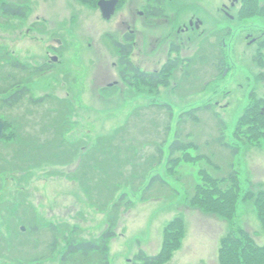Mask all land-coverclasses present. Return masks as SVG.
<instances>
[{"label": "rangeland", "instance_id": "374dc122", "mask_svg": "<svg viewBox=\"0 0 264 264\" xmlns=\"http://www.w3.org/2000/svg\"><path fill=\"white\" fill-rule=\"evenodd\" d=\"M13 2L25 4V17L4 12L5 4ZM209 10L211 32L220 20ZM121 17L118 13L113 21L105 20L86 0H0V91L16 82L29 87L23 102L0 109L6 121L2 140L16 128L7 127V121L19 122V136L30 146L7 140L0 144V154L13 160L20 148L37 159L35 166L10 171L0 181V264H62L71 240L101 238L117 203L109 264H134L141 251L158 255L165 230L180 216L181 239L160 264H221V242L239 227L264 244L257 205L264 191V138L259 130L250 132L246 119L241 123L248 95L264 94V62L252 49L226 55L224 65L218 47L193 55L196 45L179 53L176 69L163 71L162 85L141 82L132 70L128 83L122 78L123 64L115 65L118 50L112 46L123 38ZM32 26L36 32L28 30ZM240 26L243 33L262 30L264 18ZM217 35L212 33V39ZM15 61L20 64L14 66ZM169 63L137 67L159 69ZM38 67L46 70L33 75L30 70ZM31 95L54 98L36 105ZM193 109H198L195 120L184 116ZM177 130L197 147L178 152L182 159L170 167L169 145ZM165 139L163 162L149 158L153 168L145 166L140 175L156 144ZM235 171L240 192L232 220L196 202L207 194L211 203L230 198L235 193L227 192L232 184L227 177ZM157 174L170 185L157 182L146 190ZM114 188L106 208L91 202L98 195L108 198ZM53 225L62 235L57 245ZM99 262L100 256L92 255L75 264Z\"/></svg>", "mask_w": 264, "mask_h": 264}, {"label": "flooded vegetation", "instance_id": "af4514ba", "mask_svg": "<svg viewBox=\"0 0 264 264\" xmlns=\"http://www.w3.org/2000/svg\"><path fill=\"white\" fill-rule=\"evenodd\" d=\"M93 4L96 11L103 19L113 21L118 13L122 15V41L112 43L118 50L117 64L132 63L151 64L152 62H176L180 58V52L186 48L194 49L193 55L201 53L205 48L206 53L212 46L218 47L219 54L223 57L225 65L226 55H240L255 49L259 60L264 62V29L242 32L241 23L245 21L250 26L255 17L264 18V0H86ZM115 1V12L111 18L103 14L100 2ZM211 2L215 5L213 9ZM26 8L25 4L13 2L5 6ZM4 6V7H5ZM209 9L217 12V27L210 32V21L206 16ZM19 16L18 17H25ZM141 24V26L139 25ZM159 30L154 31V28ZM36 32L35 26L28 29ZM28 31V32H29ZM212 33H218L212 39ZM109 35V34H107ZM108 41L112 42L109 35ZM142 36V38H141ZM98 45V44H97ZM52 50L57 51L52 48ZM255 55V57H256ZM138 59V60H137ZM163 66L159 69L140 67L142 72L150 75L152 72L159 75L163 72ZM176 69V68H175ZM227 71V70H226ZM260 79H264L261 76ZM264 82V80H262ZM151 83V82H149ZM249 105L245 107L241 123L246 119L250 129L257 127L264 138V94L258 95L254 91L248 95ZM256 103L253 105L252 103ZM258 111V121L253 110ZM255 119V120H254ZM250 138V137H249Z\"/></svg>", "mask_w": 264, "mask_h": 264}, {"label": "trees", "instance_id": "16d2710c", "mask_svg": "<svg viewBox=\"0 0 264 264\" xmlns=\"http://www.w3.org/2000/svg\"><path fill=\"white\" fill-rule=\"evenodd\" d=\"M6 5V4H5ZM4 12L6 14L9 15H19V16H24L26 9H21L18 7H11V6H5L4 8ZM12 64V63H10ZM20 64L19 62L15 61L14 62V66ZM177 65V62H170L165 68V70L163 69V71H167V69H171L174 70ZM124 68L122 71V78L124 79V81L129 83L130 78L128 79V73L129 70H132L135 76V78H137L139 81L141 82H152L155 85H159V84H163L164 80L162 78L161 75L157 74V73H152L150 75H146L144 74L141 70L137 69L132 63H128V65L123 64L122 65ZM26 66H24L25 68ZM46 69L38 67L35 69H32L30 71L35 72L33 73V75H40L43 74V72ZM170 70V71H171ZM163 73V72H162ZM151 83V84H152ZM12 87L2 90L0 91V94L2 95V97H0V109H2L3 111L9 108H13L16 107L17 105H19L21 102H23L27 96H28V92H29V87H25L23 86L22 82H16V84L11 85ZM31 101L33 103H35L36 105H40V103H43L46 99H51L54 98L52 95L51 96H46V97H42V98H35L34 96H30ZM56 99V98H55ZM57 100V99H56ZM60 101V100H59ZM212 106H206L204 109L205 110H209L211 109ZM199 109V108H198ZM196 109V110H198ZM196 110H189L187 111V113L184 116L190 115L192 116V118L195 120L196 119ZM257 109L253 110L254 112ZM257 114V113H256ZM1 115V114H0ZM173 118V113L170 112V117L169 119ZM256 120L258 121V115L255 116ZM255 120V119H254ZM14 125H16L15 131L13 133H10L9 135H7L5 137V140H0V144H4V146L7 143V140L9 143L11 144H16V145H20V146H24L26 145L27 148H30L27 140H23L20 136H19V126L21 125L19 122L18 123H13L10 121H7V127H13ZM169 125L167 127V132H170L171 124H167ZM224 129V127L222 128ZM252 134H259L260 132H258L257 127L250 129ZM180 130H177V135L175 140L169 145V151H170V155H169V166L172 167L174 165H177L178 162L182 159L181 156L177 157V153L178 152H182V151H188L190 148H196L197 146L192 143L191 141L187 142L180 134ZM223 134V133H222ZM112 138V137H110ZM224 138V135L221 137L220 142L221 144L224 142H222V139ZM114 139V138H113ZM61 140H65L64 137V131L62 132V139ZM54 144H55V140ZM110 141H112L110 139ZM65 142V141H64ZM167 143V139L163 140V142H158L157 145V151L155 153H153L152 156H148V161H145L144 166H142V172L140 175L144 174L145 169H152L153 167L150 165V162L152 159L153 161L156 160V162L159 164H161L163 162V157H164V149H165V145ZM60 146H63V143L60 142ZM79 150V147H78ZM74 155H76L78 153V151L76 150V145H75V149L73 150ZM18 152L16 157L11 160L9 157L1 155L0 154V181L2 182L3 180H5L4 174H8L10 171L14 172V171H22L24 169L27 168H31L33 166H35V164L37 163V159L34 156H26V152L24 150H20V148H18V150L16 151ZM120 154V152H119ZM14 156V155H13ZM150 158V159H149ZM83 161V159H82ZM149 162V163H148ZM136 169H137V163H135ZM145 166H147L146 168H144ZM236 172V171H235ZM133 177V176H131ZM128 178V177H127ZM228 180L232 182L231 188H229V191H227V189L225 191L230 192L233 191L235 194H233L230 198H227L225 195L224 197L221 195V199L217 198L215 200V202L211 203V200L209 198L210 195L207 194L206 197L203 198H198L196 200V202L202 207L204 208H209L211 212H217V213H222L224 217H227L228 219L234 218V216H236V212L234 211V207L236 208V203H237V198L240 192L239 189V178L237 176V172L236 173H232L230 174L228 177ZM227 178H225V180H227ZM128 181L130 182L129 178ZM144 182V181H142ZM151 183L148 185L147 189H150L151 187H154L156 185L157 182L159 183H163L164 185H170L168 181L164 180V178L160 175L157 174L155 177H153L150 181ZM218 184V183H215ZM118 185L121 186V184L119 183ZM145 190L144 193H146L147 191ZM116 189L114 188V191H112V193L110 195H108V198L103 197V198H98V196L92 198L91 202L99 207V208H106V203H111L113 201L110 200L112 196H114V193H116ZM215 192V191H214ZM213 193V192H212ZM211 193V195H212ZM146 195H144L145 198ZM195 200V198L193 199ZM258 203L257 205L259 206V213H260V219L263 222L264 225V191H261L259 196H258ZM233 205V207H231V205ZM115 207L112 210V219L109 222V226L107 228V230L102 233V236L100 239L94 240H80L79 242H76L75 240H71L67 250L64 252L65 254L62 257V264H72V263H78V261L80 259L82 260H88L91 258L92 255H99L100 256V262L99 264H109L108 260H109V243L111 241V239H113L114 236H116V231H115V226H116V221H117V213H116V208L118 207V203L114 205ZM184 219L183 217H178L176 219H174L172 222L169 223V227L165 230V235H164V243L162 246V251L155 256H150L145 254L144 251H141L140 254L137 255L136 257V263L134 264H160L163 262V258L165 256L170 255V253L172 252V250L174 248H176L178 246V242L181 239V235L184 231ZM55 229V235H54V239H55V245H57V243L59 242V239L62 238L61 235V231H59V227L57 226H52ZM220 251H219V258H220V262L221 264H264V244L263 245H258L255 240L253 239V237L248 234L247 232H245L241 227L238 228L237 232H232L227 234L226 237L223 238L222 242H221V246H220ZM38 259H42V258H35L33 261L38 260ZM46 259V258H43Z\"/></svg>", "mask_w": 264, "mask_h": 264}, {"label": "water", "instance_id": "95a60500", "mask_svg": "<svg viewBox=\"0 0 264 264\" xmlns=\"http://www.w3.org/2000/svg\"><path fill=\"white\" fill-rule=\"evenodd\" d=\"M115 1H111V2H107V1H103V2H100V5H101V8H102V11H103V14H105V16L107 18H111L113 13L115 12V8H114V5H115ZM54 60L57 61V58L54 57ZM227 73V71L225 72V74ZM5 128H6V121L0 117V140H2L5 136Z\"/></svg>", "mask_w": 264, "mask_h": 264}]
</instances>
